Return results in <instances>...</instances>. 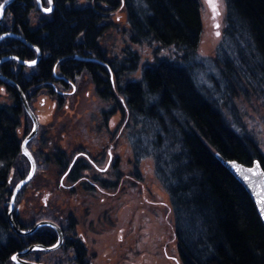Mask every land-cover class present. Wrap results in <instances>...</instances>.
Segmentation results:
<instances>
[{"label":"trees","instance_id":"1","mask_svg":"<svg viewBox=\"0 0 264 264\" xmlns=\"http://www.w3.org/2000/svg\"><path fill=\"white\" fill-rule=\"evenodd\" d=\"M225 1L224 30L234 55L222 61L228 92L242 95L246 92L242 88L248 87L264 106V0ZM53 2L55 9L48 16L33 10L29 0L8 5V16L14 13L21 25V31L14 32L47 56L36 76L26 67L20 71L24 77L7 74L20 85L28 104L34 84L46 79L53 67L59 73L66 66L84 71L96 99L104 103L100 113L117 100L132 155L153 160L155 178L169 201L177 263L264 264V223L251 196L215 152L244 165L258 158L263 169L264 153L219 106L231 96L207 97L190 71L202 32L199 0ZM119 14L125 15L124 20H118ZM30 21L35 23L33 32L28 30ZM140 44L153 46L152 62L141 63L133 48ZM169 47L175 48L172 56L160 58L159 50ZM24 49L27 54L20 55L29 58L30 50ZM81 52L88 57L79 65L74 56ZM96 68L103 69L100 77L89 74L88 69ZM138 70L139 78L132 79L130 75ZM7 95L9 102L0 103V264L6 263L16 236L6 218V205L13 183L28 168L20 145L31 125L19 95L10 87ZM57 104L55 116L62 109ZM47 136L44 146L58 147V157L66 149L61 146L63 137L49 140ZM34 157L38 159L37 151Z\"/></svg>","mask_w":264,"mask_h":264},{"label":"flooded vegetation","instance_id":"2","mask_svg":"<svg viewBox=\"0 0 264 264\" xmlns=\"http://www.w3.org/2000/svg\"><path fill=\"white\" fill-rule=\"evenodd\" d=\"M2 1L4 0H0V3ZM16 1L19 3H23V0H16ZM29 2L30 5H32L33 10H37V11L39 10L37 5V0H29ZM48 2L49 0H41V3L45 9L50 7ZM11 3L5 5V10L2 16V20L0 22V35L8 31L14 32V29H19L21 31V25L20 22H18L19 19L17 20L15 14L12 13V16L11 15L8 16L9 14H7L9 8L8 5ZM51 4H53V7L51 11H49V13H44L40 10L39 11L42 14H44V16L50 15V13L55 9V4L53 0H51ZM34 26H35L34 21L33 22L30 21L28 24V30L29 31L34 30L35 29ZM13 40L15 39L9 36L0 39V58L7 55H16L17 57L19 56L20 58L25 60H32L36 57V50L32 46L25 45L20 40L16 39L21 42V44L19 43L17 44L15 42H12ZM24 47H27V49L30 50L29 58L26 56H21L22 55L21 52L27 54L26 52L27 50H25ZM40 53L41 55L38 60L39 62L36 65L30 67L20 65L19 62L13 59H7L6 61L0 62V73H2L5 76H7L8 73L14 76L15 75L19 76V74H21V76L24 77L23 73H20V71L22 67H26L30 69L28 70V72L29 71L33 72L34 76H36L37 72L35 70L39 68V65L43 59L44 60L47 59V56H43L44 54L41 50ZM89 55L90 56L92 55L91 52L89 53ZM74 57L75 59L78 60V64L82 65L81 63L88 56L84 55L83 52H81L79 54H76ZM93 60L96 59L93 58ZM66 69L59 73L55 69V67H53L52 70L50 69L51 72H48V74L46 75V79L40 81H38L40 79L39 77L35 79V81L36 82L38 81V83L34 84L33 90L30 93L31 94L30 108L37 118L38 129L34 134V136L31 138V140L27 143V148L28 150H30L34 161H36V166L34 170V175L31 178V180L28 181L16 193V197L14 199V205H13L14 210L12 212L13 220L17 228H20L21 230L26 231L28 229H32V227L37 223V221L49 220L52 221L59 228V232H57L55 227L51 225L48 226L41 225L38 226L37 229H35L33 232L29 234L26 235L16 234V236L12 238L13 244L7 256V261L5 264H23L22 262H18L17 260L14 261L12 257L16 253H20L21 251H24L25 249H27V247L30 246H36V249L27 252V254H19L18 259L26 262L30 261L34 264H96L98 259L97 258L98 253L96 252V250H94V248L93 249L91 248L90 241L98 233H96L95 236H90L84 234L83 233L84 230L80 231L78 229L79 227L78 218L75 215V213L79 211V209H81L82 205L87 203L91 204V202L93 203V198L96 196L95 191L97 190L101 192L103 191L104 194L113 196L112 200L108 203L117 202L119 195L121 194L124 195V193H127L130 188L132 189V182L127 179L133 177L135 178L139 176V169L137 166L141 160H137L136 156L132 155L131 150H130V156L132 157L133 160V164H132L133 173L131 175L133 176L129 177L128 174L126 173L128 168H125V165L123 166V163H121V158L118 157L117 154L118 146L116 143L112 146L107 145L105 146V148L103 146L100 148L101 145H99L98 147L97 146L91 147L89 146V144H87V142L83 143V141L88 138L86 137L87 134L85 135V137L79 136V133H82L83 130L84 132H87L88 131L87 128H90L89 130L95 128L93 134H95L97 131L98 133H101L99 131H102V133L111 132L110 135L111 134L113 135L114 134L113 132H116L117 129H120V132L122 134L123 127L120 124H118V122H116L119 117L120 119L122 117L117 100L110 101L107 107V112H103L105 114H102L99 111L102 108H104V103L101 100L96 99L97 101L101 102L102 105L99 106L98 109H96V111H94V115L90 114V116H95L93 123L88 122V124L86 125L85 122L80 120L81 122H78L76 124L77 126L76 129L70 130L72 131V134L66 136L68 137V139L65 142H61V146L66 149L65 150L61 149L63 152L60 151L58 157H57L58 147L54 148L51 146L50 148L51 150H50L47 149L46 146H44V140L42 137H44L45 139V137L49 134L46 133L45 135L44 132H47V130L44 129L45 131L42 132L44 135L43 134L41 135V130L42 127L48 125L47 124L48 122L47 123L39 122L40 116L39 114L36 113L37 110L36 107L34 106V103H37V99L34 98V102H33L32 101L33 97H35L36 95L37 96L40 95V97L42 96L47 97V99L51 101L50 104L53 108V112L56 111L58 105L57 103H59L61 107L67 106L70 109L68 111L69 113L68 115L69 116L76 115V117L79 118L77 113H79L81 109L79 108L80 105L79 100L81 99L79 97V93L77 92L80 85V81H78V79L80 75L84 76L85 78L87 76L86 73L81 69L74 71L73 67L68 68L67 66ZM88 70L90 75L96 77L97 76L100 77L99 75L103 71V69L101 68L88 69ZM73 73H74V77L77 74L76 75L77 78L72 79L74 78ZM8 87L11 88L9 84H6L2 79H0V88L5 90V92L7 93ZM112 88H113L112 91H114L115 89L114 84H112ZM91 91L95 93V89L92 84H91ZM27 100H29V98ZM43 104L44 102L42 101L37 105L42 106L43 108L44 107ZM53 115L55 116V113ZM27 117L29 116L27 115ZM31 127H32V120H31V125L26 129L25 134L22 136V138L31 131L32 129ZM122 138H125V135H122L120 140ZM36 140L39 142H36ZM33 141L35 144H33ZM30 142H32L33 144L32 146L28 145ZM35 151H37V156H38L37 160L34 157ZM29 168H30V164L28 161V168L24 175L28 173ZM38 171L43 173V177L40 179V182H38L39 186L41 185L44 188L41 181H45L44 182L45 184L46 182H49L50 184L49 186L45 187L44 192L43 189L39 190L40 189L38 188L39 186L33 188L31 185ZM49 173L53 174V178H50ZM21 178L23 177H19L18 180H20ZM138 178H140V176ZM16 182L13 183L14 184L13 187L15 186ZM122 182L123 183L125 182L126 184L129 183L130 188H128V186L124 188L121 187ZM135 190L140 191L138 188H136ZM26 192H29L32 195H34V198L32 196L33 200L28 197V194H26L27 196L25 195ZM80 192L83 193L81 194L83 196L84 194L87 195L88 199L84 198L83 196L78 197L80 195ZM136 193L140 195V193L138 192ZM20 194L22 196H20L19 201L16 202L18 198L17 196ZM52 196H56L61 199L60 203L55 205L56 207H54L53 204L48 203L51 200ZM85 200H88L86 201L87 203L84 202ZM23 202H26L27 204L31 205V208L29 209V213H28V216L30 218L28 217L27 219H25V222L20 217V211H19L21 205H24ZM92 220L93 218H89V219L86 218L82 222L91 223ZM104 230L102 229L99 232H104ZM93 231L96 232L95 230ZM121 231L123 232L124 230L121 229ZM119 235L124 236L122 233H120ZM97 241L98 240L95 238L92 243H96ZM160 244H158L157 242L153 246L155 250L159 248ZM163 247L164 248L161 251L162 259L169 258L171 263L173 260L176 261L175 256L170 254L167 255L168 252L165 250L166 248L165 244L163 245ZM148 249L145 248L144 246V250H140V247L136 245L135 249L130 248L128 250V253L130 254L129 255L127 254L126 257L123 258L122 262L130 261L131 257H142L144 259L146 255L147 256L149 255L148 252L151 251L150 248ZM147 259L150 261L151 258L148 256Z\"/></svg>","mask_w":264,"mask_h":264},{"label":"rangeland","instance_id":"3","mask_svg":"<svg viewBox=\"0 0 264 264\" xmlns=\"http://www.w3.org/2000/svg\"><path fill=\"white\" fill-rule=\"evenodd\" d=\"M215 2L219 14L214 16L213 9L209 6L207 0H199L202 32L199 38V44L192 53L190 62L192 67L190 71L192 70L191 73L195 78L197 86L207 97L221 99L224 96H231L227 98L225 104H223V101L220 102L221 104L219 106L224 110L229 122H231L234 127H239V132L242 134L245 133L253 138V140H256L259 150L264 153V106H262V98L252 92L248 87L242 88V92L246 90L242 95L236 91L234 95L230 94L224 79L226 76L222 75L224 71L222 64L223 59L227 57H230V59L234 58V55L232 51H229V42L226 39L224 30L226 21L225 0H215ZM124 17V14H119L118 20H124ZM133 48L141 57V63L152 62L154 59L153 46L140 44L134 45ZM174 50V47L162 48L159 50L158 55L160 58L172 56ZM139 72L140 70L136 71L131 74L130 77L132 79H138L140 76ZM86 78L80 75L78 79L80 85L77 92L81 99L79 100V108L81 109L80 112L77 113L79 118L76 117V115L69 116L68 111L70 109L67 106H62L60 114L54 116L53 108L50 104L51 101L48 100L47 97H40V95L33 97V102L34 98L37 99V103H34V106L37 110L36 113L40 116L39 122H48L46 128L41 127L43 130L44 128L47 130V132H44L45 135L49 131V136H52V138L48 137L49 140L63 137V142H65L68 139L66 136L72 134L70 130L76 129V124L81 122L80 120L85 122L86 125L88 122L93 123L95 116H90V114L94 115V111H96L102 103L96 100V94L91 91L92 83L88 81V77ZM243 79L247 85L248 82H246L244 77ZM42 101L44 102L43 108L37 105ZM7 102H9V95H7L5 90L0 88V103ZM118 119L116 122L123 127L125 124L122 123V117ZM123 128L122 134L120 129H117L116 132H113V135H110L111 132H103V134L102 131H99L101 133L97 131L95 133L97 136L93 134L95 128L92 130L87 128L88 131L84 132L83 130L82 133H79V136L85 137L87 134L86 137L88 138L85 139L83 143L87 142L91 147H98L101 145L100 148L102 146L105 148L107 145L112 146L116 143L118 146V157L121 158L123 166L125 165V168H128L126 171L128 176L132 177L133 160L130 156V146L126 143L125 138L120 140L123 135ZM42 138L44 140V137ZM153 165V160L150 157H145L139 162L137 167L139 169L140 178L137 176L127 179L132 182V189L129 187V183L126 184L122 182L121 187L124 188L128 186L130 189L127 193H124V195H119L117 202L108 203L112 200L113 196L97 190L95 191L96 196L93 198V203H87L86 201L88 200H85L84 202L87 204L82 205L81 209L75 213L78 218V229L80 231L84 230L83 233L90 236H95V234L98 233L90 241L91 248H94L98 253L96 264L171 263L169 258L162 259L161 254L164 248L163 245L165 244V250L168 252L167 255L170 254L175 256V248L170 233L171 210H169L167 195L159 185L158 179L155 178ZM49 174L50 178H53V174ZM42 177L43 173L38 171L37 175L34 177L35 179L31 183L33 188L39 186L38 182H40ZM44 182L45 181H41L44 188L41 185L38 187L40 188L39 190L43 189V192L45 187L50 185L49 182H46V184ZM136 188L140 191H136ZM136 192L140 193V195ZM26 194H28L30 199H32V196L34 198V195L31 193L26 192L25 195ZM81 194L83 193L80 192L78 197L83 196ZM83 197L88 199V196L85 194ZM60 200L59 197L52 196L48 203L56 207L55 205L59 204ZM23 204L24 205H21L19 211L20 217L25 222V219L29 217L28 213L31 205L26 202H23ZM86 218H93V220L91 223H83L82 221ZM102 229H105L104 232H99ZM121 229L126 232H122ZM120 233L124 236L119 235ZM95 238L98 241L92 243ZM157 242L158 244H162L155 250L153 246ZM136 245L140 247V250H144V246L147 249L150 248L151 251L148 252V256L151 258L150 261L147 259L148 256L146 255L144 259L142 257H131L130 261L122 262L123 258L126 257L127 254H130L128 250L130 248L135 249ZM171 264H178L177 260H173Z\"/></svg>","mask_w":264,"mask_h":264},{"label":"water","instance_id":"4","mask_svg":"<svg viewBox=\"0 0 264 264\" xmlns=\"http://www.w3.org/2000/svg\"><path fill=\"white\" fill-rule=\"evenodd\" d=\"M16 0H4L2 1L0 4H3L4 7L2 10H0V22L2 20V16L5 10V5L11 2H14ZM49 3V2H48ZM37 5L40 11L44 12V13H49L45 11L44 6L41 3V0H37ZM50 7L52 9L53 4H51V2L49 3ZM6 36H9L11 38L14 39H18L20 40L23 44L25 45H30L32 46L35 50H36V57L32 60H25L20 58L19 56L17 57L16 55H7V56H3L0 58V62L6 61L7 59H13L17 62L20 63V65L23 66H34L36 65L39 61L40 58V50L36 48L35 45H32L30 42H28L26 39H24L19 33H15L13 31H8L4 34L0 35V39L5 38ZM33 61L35 63H33ZM0 79H2L6 84H9L11 86L12 89H14V91L16 92L17 95H19V98L21 100V104L25 110V112L27 113V115L31 118L32 120V129L31 131L26 134L23 138H22V142L20 145V150L21 153L27 158V160L29 161L30 164V168L28 170V173L26 175H24L23 178H21L20 180H18L15 183V186L13 187L12 191H11V196H10V200L8 202L7 205V213H6V218L8 219V224L10 229H12L14 231V233L17 234H21V235H26L29 234L31 232H33L35 229H37L38 226L41 225H51L53 227H55V229L57 230V232H59V228L52 222V221H47V220H40L37 221V223L32 227V229H28V230H21L20 228H17L13 217H12V212L14 210V199L16 197V193L28 182L31 180V178L34 175V170H35V166H36V161H34L33 156L30 152V150H28L27 148V143L31 140V138L34 136V134L36 133L37 129H38V122H37V118L34 115L33 111L30 108V105H28V101L26 96L24 95L20 85L16 84V82L11 78V77H7L5 75H3L2 73H0ZM215 157L218 159V161L220 162V164H222L228 171L230 174H232L234 176V178H236L238 180V182L243 185L244 189L248 192L249 196H251V199L254 203V205L257 208L258 214L261 217L263 223H264V203H262L261 201L264 200V169L261 165V162H259V159L256 158L254 160H252L251 164H243L238 162L237 160H231V159H226L224 157H222L219 153L215 152ZM259 165V168L251 173H245V172H238L235 166H239L241 169H249V168H254L255 165ZM247 175L248 179L245 180L243 177ZM36 249V246H30L27 247V249H25L24 251H21L20 253H16L15 255H13V259L14 261H18V262H22L23 264H34L30 261H22L20 259H18V255L19 254H27V252Z\"/></svg>","mask_w":264,"mask_h":264},{"label":"snow or ice","instance_id":"5","mask_svg":"<svg viewBox=\"0 0 264 264\" xmlns=\"http://www.w3.org/2000/svg\"><path fill=\"white\" fill-rule=\"evenodd\" d=\"M50 2H51V0H49V3ZM207 2L209 4V6L213 9L214 16L215 15H218L219 13L217 11V5H216L215 0H207ZM3 7H4V5L3 4H0V10H2ZM45 11L46 12L51 11V8H46ZM217 27H218V25H217ZM33 63H35V62L33 61ZM234 167H236V169H237L238 172L251 173V172L257 170L259 168V165L257 164V165L254 166V168H249V169H241L239 166H235V165H234ZM243 178L245 180L248 179L247 175H245ZM261 202L264 203V200H262Z\"/></svg>","mask_w":264,"mask_h":264},{"label":"bare ground","instance_id":"6","mask_svg":"<svg viewBox=\"0 0 264 264\" xmlns=\"http://www.w3.org/2000/svg\"><path fill=\"white\" fill-rule=\"evenodd\" d=\"M225 8H226V1H225ZM226 13H227V8H226ZM225 28V27H224ZM249 165V164H248ZM17 234V233H16Z\"/></svg>","mask_w":264,"mask_h":264}]
</instances>
